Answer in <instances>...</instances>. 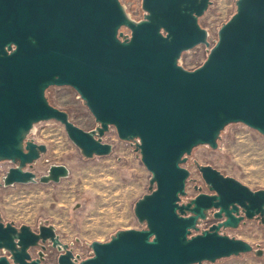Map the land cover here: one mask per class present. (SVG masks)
<instances>
[{"label": "water", "instance_id": "1", "mask_svg": "<svg viewBox=\"0 0 264 264\" xmlns=\"http://www.w3.org/2000/svg\"><path fill=\"white\" fill-rule=\"evenodd\" d=\"M212 3L142 0L144 15L136 20L122 0H0V161L15 164L4 185L58 183L70 175L64 164L41 176L29 169L48 150L29 134L49 120L65 126L86 158L113 152L104 136L114 126L151 172L149 192L134 206L144 227L92 241L85 259L53 224L18 226L0 211V264H45L31 250L49 243L60 252L57 264H203L263 255L222 230L246 220L264 224V189L197 163L208 191L196 185L187 198L191 171L184 164L195 147L217 149L231 123L264 135V0H236L213 46L200 22ZM199 45L210 48L206 61L185 68L183 53ZM51 86L74 88L96 128H81L51 104ZM209 211L219 222L201 228Z\"/></svg>", "mask_w": 264, "mask_h": 264}, {"label": "rangeland", "instance_id": "2", "mask_svg": "<svg viewBox=\"0 0 264 264\" xmlns=\"http://www.w3.org/2000/svg\"><path fill=\"white\" fill-rule=\"evenodd\" d=\"M141 1L122 0L136 20L144 15ZM235 12L236 0H213L200 18L202 26L209 32L211 46L218 40L220 27ZM122 31L128 33L126 28ZM209 49L199 45L185 51L180 64L190 70L201 66ZM46 95L51 104L67 111L81 128H96L95 117L71 86H51ZM28 138L48 147L29 169L41 176L48 173L51 165L64 164L70 169V175L58 183L5 186L4 176L15 164L9 160L0 161V211L6 222L18 226L28 224L33 229L42 224H53L63 242L70 244L79 259L93 255L92 241H107L120 229L144 227L135 215L134 206L149 192L151 172L134 145L118 137L114 126L104 136L105 142L113 144V152L108 156L86 158L69 138L65 126L56 120L37 123ZM218 142L217 149L209 145L195 147L184 164L191 171L187 198L197 194L196 185L208 191L197 163L210 164L253 190L264 189V135L243 123H231L222 131ZM206 225L202 224L201 228ZM222 232L263 249V255L251 252L203 264H264V224L254 219L246 220L239 228L223 229ZM46 263L57 264L56 252L47 257Z\"/></svg>", "mask_w": 264, "mask_h": 264}, {"label": "flooded vegetation", "instance_id": "3", "mask_svg": "<svg viewBox=\"0 0 264 264\" xmlns=\"http://www.w3.org/2000/svg\"><path fill=\"white\" fill-rule=\"evenodd\" d=\"M217 222H219V220L217 218L214 217L213 212L209 211L208 212V217L207 219H205L204 221H202V224H208L206 225V227H209L213 224H216ZM56 252V260H58V256L60 254V252L58 251L57 248H54L51 243L46 244L45 245V249L42 248V246H37L34 247L31 250L32 256L33 258H42V262L46 263L47 257H51L53 256V254Z\"/></svg>", "mask_w": 264, "mask_h": 264}, {"label": "built area", "instance_id": "4", "mask_svg": "<svg viewBox=\"0 0 264 264\" xmlns=\"http://www.w3.org/2000/svg\"><path fill=\"white\" fill-rule=\"evenodd\" d=\"M130 32H129V30H128V33H126V34H129Z\"/></svg>", "mask_w": 264, "mask_h": 264}]
</instances>
